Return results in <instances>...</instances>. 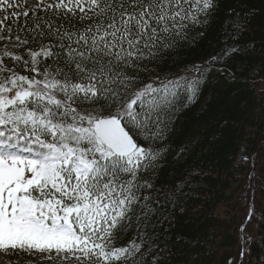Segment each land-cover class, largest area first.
I'll use <instances>...</instances> for the list:
<instances>
[{
    "label": "snow or ice",
    "instance_id": "snow-or-ice-1",
    "mask_svg": "<svg viewBox=\"0 0 264 264\" xmlns=\"http://www.w3.org/2000/svg\"><path fill=\"white\" fill-rule=\"evenodd\" d=\"M37 5L44 15L34 12L24 28L0 21V251L47 254L57 264H141L147 239L123 248L114 241L137 212L150 220L154 205L184 210L191 185L156 178L177 107L198 99L213 69L140 87L129 72L158 62L189 26H206L218 0Z\"/></svg>",
    "mask_w": 264,
    "mask_h": 264
},
{
    "label": "trees",
    "instance_id": "trees-1",
    "mask_svg": "<svg viewBox=\"0 0 264 264\" xmlns=\"http://www.w3.org/2000/svg\"><path fill=\"white\" fill-rule=\"evenodd\" d=\"M25 12L28 17L24 12L4 17L5 27L18 30L31 23L34 12L44 15L38 6ZM208 20L204 27L189 26L187 38L166 49L158 62H145L143 71L129 72L139 76L140 87L165 74L176 78L195 67L213 69L206 73L198 99L177 107L156 178L158 185H191L185 188L189 196L184 210L154 205L156 215L150 220L137 212L114 241L118 247L135 236L147 239L146 250L137 255L143 257L141 264H230L235 255L237 264L238 229L245 217L240 211L249 206L248 199L237 196L251 181L264 135V0H218V9ZM234 24L240 27L233 29ZM232 48L242 51L225 55ZM213 57L220 59L213 62ZM263 153L254 173L260 209L257 239L248 243L242 264H264ZM243 157L248 159L242 161ZM241 196L245 198L244 193ZM26 258L19 253L11 257V264H35Z\"/></svg>",
    "mask_w": 264,
    "mask_h": 264
},
{
    "label": "rangeland",
    "instance_id": "rangeland-1",
    "mask_svg": "<svg viewBox=\"0 0 264 264\" xmlns=\"http://www.w3.org/2000/svg\"><path fill=\"white\" fill-rule=\"evenodd\" d=\"M11 4V8H8V5ZM37 0H0V21H2L4 19V17L11 15V14H17V13H23L25 12L27 9H31V8H35L37 7ZM6 36V35H5ZM262 144L259 147V151H258V158L256 159V161L254 162V166L252 171V178L250 181V178L247 180L245 188L243 189L242 193L240 195L237 196V200L240 199L242 201H245V199H248V203L249 206H247V210L245 211H240L242 213V217L240 218L241 222H240V227H239V231L241 229V226H244V233L239 234L238 237V247L240 248V253L238 254V257H236L237 259V264H242V260H241V249L242 247L245 249V253L244 255H247L249 248H248V243L252 242V241H256V233H257V221L260 218V209H259V202H257V188H256V183H254V173H255V169L258 163L259 158L261 157L262 153L264 152V135H262ZM264 156V153H263ZM245 157L242 158V161H246L244 160ZM247 158V157H246ZM248 159V158H247ZM249 166H251V159ZM250 181V182H249ZM244 193L245 198L243 196H241ZM255 199V202H254ZM252 213V218L251 220L245 224V220L246 218L249 216V213ZM239 233V232H236ZM142 234V229L140 228L138 230V236H141ZM245 235L246 238H250L249 242L246 243H242L241 240V236ZM133 239H136L137 242L140 241V237H134ZM131 239L129 242H127L126 244L120 245L117 248H123L128 246V244L133 240ZM146 249L142 248L141 252L138 253L137 255H142L144 253ZM19 253L13 254L11 251L8 252H3L0 251V264H11L12 263V259L18 257ZM25 255L26 261H31L35 264H50V259L47 258V254H33V255H28V254H23ZM52 255H55L54 253ZM236 256V255H235ZM235 256L232 258V261L230 260L231 264H233L234 262V258ZM263 261H264V257H262Z\"/></svg>",
    "mask_w": 264,
    "mask_h": 264
}]
</instances>
